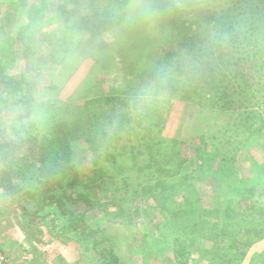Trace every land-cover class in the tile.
Returning a JSON list of instances; mask_svg holds the SVG:
<instances>
[{"label": "trees", "instance_id": "trees-1", "mask_svg": "<svg viewBox=\"0 0 264 264\" xmlns=\"http://www.w3.org/2000/svg\"><path fill=\"white\" fill-rule=\"evenodd\" d=\"M147 1L152 4L151 15L129 17L127 9L134 4L128 0H88L85 4L80 0H0V14L4 11L0 16V190L13 202L18 198L27 212L21 216L24 220L31 210L22 202L33 205V220H43L53 239L69 242L77 264H125L112 235L93 228L92 211L99 202H94L88 189L100 180L112 183L126 174L125 183L129 172L136 170L148 180L146 193L163 220L159 229L181 221L182 231L174 233L172 241L170 235L162 238L172 263L193 264L187 255L194 249L208 264H242L249 248L264 238V206L259 204L264 198V118L255 116L254 122V117L248 121L251 105L237 99L247 105L241 113L246 127L230 156L222 155L214 142L190 146L179 138H164L162 131L170 113L167 103L175 96L197 107L228 112L235 93L243 95L242 86L229 95V83L236 77L227 70L234 64L226 59L227 46L247 47L255 71L264 72V0ZM83 6L90 7L92 14L85 13ZM40 21L64 25L62 36L56 37L60 48L51 46L46 61L40 55L47 48ZM140 26L141 34L151 42L138 62L148 57L156 64L154 70H143L137 84L130 87L143 82L145 90L127 89L89 102L88 116L77 129L65 118H34L41 80L33 81L31 71L60 68L58 75L65 78L74 56L83 45L95 46L103 31L119 35L118 31L125 34ZM20 63L31 64L32 69L29 66L18 73ZM55 89L58 84H46L38 93ZM98 106H102L100 112ZM6 109L18 116L13 111L3 114ZM81 137L91 153L86 178L74 150L75 138ZM124 138L131 144L126 157L128 152L115 147ZM135 141L138 145H132ZM255 148L260 152L255 154ZM194 160L197 164L205 160L220 173L221 166L229 170V176L227 172L221 176L219 189L222 195L234 192L239 198L220 208L206 206L203 187L208 180L183 173ZM238 161L243 166L236 165ZM174 178L178 180L170 182ZM124 203L125 197L105 204L109 209L117 204L120 213L109 212L124 218ZM149 261L143 256L142 264Z\"/></svg>", "mask_w": 264, "mask_h": 264}, {"label": "rangeland", "instance_id": "rangeland-1", "mask_svg": "<svg viewBox=\"0 0 264 264\" xmlns=\"http://www.w3.org/2000/svg\"><path fill=\"white\" fill-rule=\"evenodd\" d=\"M86 1L88 0H80V3L85 4ZM128 1L133 2V4L152 5L145 0ZM82 8L85 13L92 14L90 7L83 6ZM3 14L4 11L1 12L0 16ZM161 18L163 19V16ZM26 21L25 19V23ZM19 22L20 18L18 17L16 26ZM39 23L43 28V37L45 40L47 39L44 42L47 48L40 54L42 57L45 56L44 61H46V58H49L47 50L52 49L51 46H60L56 37L59 39L62 36L64 25L60 21H56L55 24H50L48 21H40ZM141 27L143 26L130 31L127 30L125 34L118 31L119 35L103 31L96 38L95 46L87 48L83 45L82 51L74 56L73 66L66 67L68 74L65 78L58 75L60 68L54 70L52 67L43 70L42 67V69L38 68L31 71L29 77L33 81L41 80L40 90H42L43 85L58 84V89L53 91L40 94L38 93L40 90L36 91V115L34 118L36 120L37 118L44 120L65 118L77 129L88 116L91 107L88 105L89 102L98 97L116 95L127 89L130 91L145 90L143 82L138 83L134 89L130 87L143 76V70H154L156 64V61H152L148 57L138 62L140 53L151 42L149 36L141 34ZM9 30V28H5V32H9ZM151 39L153 40V36ZM227 47L226 59L234 62V67L230 65L227 70H230L229 73L235 74L233 76L236 77L233 80L231 78V84L229 83V95H232L233 91L241 86L244 91L240 89V94L243 92V95L236 96L235 93L236 97L231 96L234 104L228 112L216 109H211V111L197 107L189 101H180L175 96L167 103L170 113L168 122H165L162 131L164 138H179L181 141H186L190 146L211 141L214 142L213 144L221 151L222 155L230 156L233 155L238 145L237 142L244 134L241 132L242 129L246 127L241 113L244 112L243 110L247 105L238 100H245L251 105L250 110L247 108V113L250 114L248 121L254 117L251 121L254 122L255 118L261 115L264 118V72L255 71L254 59L247 47L245 48L244 45ZM61 50L59 49L60 52ZM149 52L148 49L145 53ZM78 60L80 62H76ZM149 60L151 62L148 63ZM30 65L18 64V73L28 69ZM52 70L55 73H51ZM240 103H242L241 109L238 108ZM98 108L100 112L102 106H98ZM104 110L106 108H103ZM12 111L15 113L14 110L6 109L3 114L7 115ZM15 116L17 117L18 113H15ZM194 137L200 139L193 140ZM130 145L128 139L124 138L115 147L119 148V151L128 152L127 154L124 152L126 157L129 155ZM132 145H138V143L135 141ZM74 150L79 168L86 178L90 173L88 158L91 153L84 137L75 138ZM259 152L260 148L254 149L255 154ZM259 161H262V158ZM219 164L221 165V162ZM236 165L243 166V163L238 161ZM213 166L205 160L199 164L194 160L185 166L183 173H192L198 178L197 180H208L205 181L203 187L205 204L209 208H220L227 205L229 200L239 198V196H235L234 192L230 196L222 195V189H219L221 186L219 181L224 172H227L229 176V170L221 166L223 172L220 173L219 169ZM129 174V179H125L127 180L125 183L122 179L126 174L120 175L121 177L117 176L112 183H107L108 180L105 182L100 180L91 189H88V193L94 202H99L95 205L94 212L92 211L93 228L100 227L105 230V234L112 235L116 252L125 264H142L143 256H147L150 260L148 264H174L170 260L171 254L168 245L164 244L163 239L170 235L169 240L172 241L174 233L182 231L178 227L181 225L179 224L181 221L173 223L168 229L160 230V223L163 220L160 213L154 210V201L150 194L146 193L148 180L136 170L129 172ZM177 180L174 178L170 182ZM117 188L120 190L119 192ZM136 191H138L137 195H135ZM123 197L126 198L124 218L112 217V213L109 211H116V215H118L120 213L119 206L117 204L112 205L111 209L113 210H111L109 207L106 208L105 203L112 204L115 198ZM259 200V204L264 206V198ZM133 202V205L129 204ZM22 203L31 210L29 216L25 218L26 220L21 218L27 212L19 206L18 198L13 202L0 190V252L9 259L10 264H77L75 260L77 256L73 253L71 246L67 245L69 242L66 244L58 238V240L53 239L52 232L49 231L43 220H33L35 217L33 205ZM56 224L60 225L61 223L56 221ZM173 227L177 229L172 232L171 228ZM196 253L198 252H195L194 249L188 252L187 257L191 263L208 264V261L207 263L202 261V258ZM61 256L62 260L60 259ZM212 264H218V262ZM242 264H264V238L249 248L248 255Z\"/></svg>", "mask_w": 264, "mask_h": 264}, {"label": "clouds", "instance_id": "clouds-1", "mask_svg": "<svg viewBox=\"0 0 264 264\" xmlns=\"http://www.w3.org/2000/svg\"><path fill=\"white\" fill-rule=\"evenodd\" d=\"M127 12L129 16H135V15H151V7L150 6H145L142 4H134L128 7Z\"/></svg>", "mask_w": 264, "mask_h": 264}, {"label": "built area", "instance_id": "built-area-1", "mask_svg": "<svg viewBox=\"0 0 264 264\" xmlns=\"http://www.w3.org/2000/svg\"><path fill=\"white\" fill-rule=\"evenodd\" d=\"M0 264H10L9 259L0 252Z\"/></svg>", "mask_w": 264, "mask_h": 264}]
</instances>
